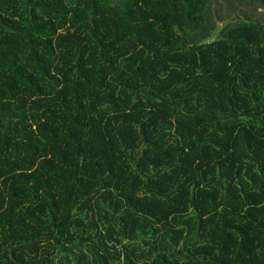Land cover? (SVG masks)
<instances>
[{
  "label": "trees",
  "instance_id": "obj_1",
  "mask_svg": "<svg viewBox=\"0 0 264 264\" xmlns=\"http://www.w3.org/2000/svg\"><path fill=\"white\" fill-rule=\"evenodd\" d=\"M0 264H264V0H0Z\"/></svg>",
  "mask_w": 264,
  "mask_h": 264
},
{
  "label": "rangeland",
  "instance_id": "obj_2",
  "mask_svg": "<svg viewBox=\"0 0 264 264\" xmlns=\"http://www.w3.org/2000/svg\"><path fill=\"white\" fill-rule=\"evenodd\" d=\"M224 27H225V24H224V22H220V24L218 25V29H217V31H215L214 32V35H213V37L211 38V39H217V38H219L220 36V34H221V32L223 31V29H224ZM212 41V40H211Z\"/></svg>",
  "mask_w": 264,
  "mask_h": 264
}]
</instances>
